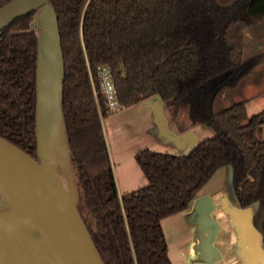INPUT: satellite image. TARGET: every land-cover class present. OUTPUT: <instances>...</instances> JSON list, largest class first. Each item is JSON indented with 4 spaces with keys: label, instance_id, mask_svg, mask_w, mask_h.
Instances as JSON below:
<instances>
[{
    "label": "trees",
    "instance_id": "obj_1",
    "mask_svg": "<svg viewBox=\"0 0 264 264\" xmlns=\"http://www.w3.org/2000/svg\"><path fill=\"white\" fill-rule=\"evenodd\" d=\"M50 1L64 56L63 108L79 209L105 264H173L161 219L186 209L224 165L240 207L264 201V109L248 116L244 101L218 110L213 103L264 59L263 47L244 53L250 38L264 35V0ZM33 14L0 30V136L35 157ZM99 65L109 66L120 107L158 95L173 120L185 113L181 130L203 124L213 134L184 153L138 150L147 183L119 196L101 122L110 111L94 95L88 72ZM222 73L212 92L210 81Z\"/></svg>",
    "mask_w": 264,
    "mask_h": 264
},
{
    "label": "water",
    "instance_id": "obj_2",
    "mask_svg": "<svg viewBox=\"0 0 264 264\" xmlns=\"http://www.w3.org/2000/svg\"><path fill=\"white\" fill-rule=\"evenodd\" d=\"M34 11L35 157L0 136V264H105L79 209L63 108L64 56L50 0H7L0 30ZM208 112V97L203 99ZM260 264H264V255Z\"/></svg>",
    "mask_w": 264,
    "mask_h": 264
},
{
    "label": "crops",
    "instance_id": "obj_3",
    "mask_svg": "<svg viewBox=\"0 0 264 264\" xmlns=\"http://www.w3.org/2000/svg\"><path fill=\"white\" fill-rule=\"evenodd\" d=\"M126 108L144 138L133 150H126V144L116 140L111 153L103 128L119 196L147 183L135 159L138 150L166 144L169 150L184 153L212 135V129L203 124L178 130L165 123L166 108L158 95L123 107ZM231 177L230 165L218 168L186 209L161 219L168 256L173 264H260L264 255V201L260 199L240 207Z\"/></svg>",
    "mask_w": 264,
    "mask_h": 264
},
{
    "label": "rangeland",
    "instance_id": "obj_4",
    "mask_svg": "<svg viewBox=\"0 0 264 264\" xmlns=\"http://www.w3.org/2000/svg\"><path fill=\"white\" fill-rule=\"evenodd\" d=\"M264 26V25H263ZM263 29L259 30L262 31ZM264 31V30H263ZM258 45L262 46L264 49V35L261 39H251L246 44L244 53L246 56L253 55L255 53L260 52L261 48ZM239 72V69H233L231 71L232 75H236ZM227 73V72H226ZM225 75V73L219 74L214 77L209 84V89L213 92L221 78ZM244 101L246 106L247 115H251L256 113L262 109H264V59L260 62V64L255 67L252 71L243 75L238 83L236 84L233 90L228 88H224L219 91L214 97V109H222L233 102ZM132 108V107H130ZM165 123H170L172 126H175L176 129H180L181 126H185V113L181 112L179 114L178 120L175 121L172 119L170 111L166 108L165 111ZM102 126L104 128V132L106 135V139L108 141L109 148L112 153V147L114 141H119L126 144L128 151L133 150L137 144L144 139L140 134L136 126V121L130 118V114H128V109H123V107H119L115 110L109 112V114L101 119ZM174 122V125H173ZM135 125V127H134ZM167 125V124H166ZM206 128H209L206 126ZM181 130V129H180ZM213 134V130H212ZM261 134L264 136V124L262 127ZM204 137V136H202ZM133 147V148H132ZM170 148L166 144H158L154 146L153 150L157 151H168L175 153L174 151L169 150ZM132 157V155H131ZM133 158V157H132ZM114 161V159H113ZM135 162V161H134ZM115 171L117 170L116 164ZM229 167V165H226ZM84 216L87 221L91 222V217L85 208L80 205ZM263 231H264V223H263ZM168 230H166L167 232ZM168 231V235H169Z\"/></svg>",
    "mask_w": 264,
    "mask_h": 264
},
{
    "label": "built area",
    "instance_id": "obj_5",
    "mask_svg": "<svg viewBox=\"0 0 264 264\" xmlns=\"http://www.w3.org/2000/svg\"><path fill=\"white\" fill-rule=\"evenodd\" d=\"M94 95L101 94L109 111L120 107L117 90L108 65H99L95 71L88 70Z\"/></svg>",
    "mask_w": 264,
    "mask_h": 264
},
{
    "label": "flooded vegetation",
    "instance_id": "obj_6",
    "mask_svg": "<svg viewBox=\"0 0 264 264\" xmlns=\"http://www.w3.org/2000/svg\"><path fill=\"white\" fill-rule=\"evenodd\" d=\"M1 1V0H0Z\"/></svg>",
    "mask_w": 264,
    "mask_h": 264
}]
</instances>
